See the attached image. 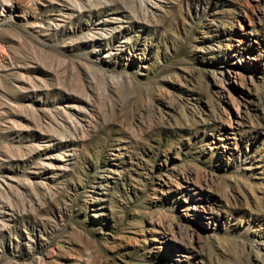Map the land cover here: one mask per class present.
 <instances>
[{
    "label": "rangeland",
    "instance_id": "1",
    "mask_svg": "<svg viewBox=\"0 0 264 264\" xmlns=\"http://www.w3.org/2000/svg\"><path fill=\"white\" fill-rule=\"evenodd\" d=\"M0 264H264V0H0Z\"/></svg>",
    "mask_w": 264,
    "mask_h": 264
}]
</instances>
